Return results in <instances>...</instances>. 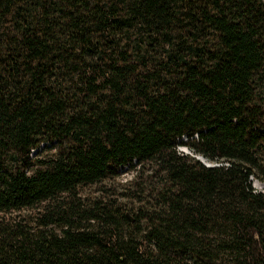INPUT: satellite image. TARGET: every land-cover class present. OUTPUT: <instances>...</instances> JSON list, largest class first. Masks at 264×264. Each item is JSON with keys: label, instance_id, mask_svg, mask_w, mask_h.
Returning a JSON list of instances; mask_svg holds the SVG:
<instances>
[{"label": "trees", "instance_id": "16d2710c", "mask_svg": "<svg viewBox=\"0 0 264 264\" xmlns=\"http://www.w3.org/2000/svg\"><path fill=\"white\" fill-rule=\"evenodd\" d=\"M263 78L264 0H0V264H264Z\"/></svg>", "mask_w": 264, "mask_h": 264}, {"label": "rangeland", "instance_id": "374dc122", "mask_svg": "<svg viewBox=\"0 0 264 264\" xmlns=\"http://www.w3.org/2000/svg\"><path fill=\"white\" fill-rule=\"evenodd\" d=\"M259 98L258 104L264 111V78L258 82ZM40 150H37L33 154V159L46 158L55 155L58 152L59 146H50V144L42 143ZM183 154L191 155L190 149L180 146L178 148ZM199 156V154H193ZM192 155V156H193ZM208 162V161H207ZM156 166L152 163L145 162L139 166H131L128 169L122 170L119 174L112 177H108L103 181L87 186H80L78 188L79 198L88 205L90 202L96 199H111L118 203L127 205L130 209L127 213L131 217H135L136 211L132 207H136L138 204L135 201L136 195L139 194L140 190L144 188L145 193L155 184L156 178L153 177L155 174ZM253 187L258 191L264 190V183L254 180ZM36 209H24L20 211H12L4 213L3 216L7 221L24 219L27 223H33V217L35 216Z\"/></svg>", "mask_w": 264, "mask_h": 264}, {"label": "water", "instance_id": "95a60500", "mask_svg": "<svg viewBox=\"0 0 264 264\" xmlns=\"http://www.w3.org/2000/svg\"><path fill=\"white\" fill-rule=\"evenodd\" d=\"M196 158H198L200 161H202L206 166L211 167V166H215V165H217V164H215V163L207 162L202 156H196ZM127 216H128V218H129V220H130L131 222H133L134 218L131 217L128 213H127Z\"/></svg>", "mask_w": 264, "mask_h": 264}]
</instances>
